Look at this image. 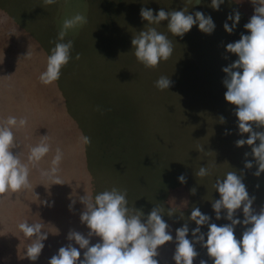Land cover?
I'll list each match as a JSON object with an SVG mask.
<instances>
[{
    "label": "rangeland",
    "instance_id": "374dc122",
    "mask_svg": "<svg viewBox=\"0 0 264 264\" xmlns=\"http://www.w3.org/2000/svg\"><path fill=\"white\" fill-rule=\"evenodd\" d=\"M210 5L211 0H56L52 5L44 0H0V122L8 116L27 119V127L13 129L18 145L13 152H20L22 161L26 162L28 146L39 143L41 136L47 135L51 145L49 154L31 171L30 188L0 196V264H48L60 247L70 243V230L87 236L89 230L80 221L84 205L79 198L113 187L126 190L129 207L145 215L156 205L165 209L162 218L170 226L173 241L158 249L159 264H175L177 228L187 223V238L192 239L197 225L188 218L193 207L211 217L210 223H230L216 220L212 209V202L220 198L213 185L227 172L243 173L249 196H255L252 207L260 211L264 173L254 175L257 166L251 146H236L248 134H239L236 106L224 98L226 74L222 71L238 59L226 51V45L238 41L241 34H250L244 25L254 7L251 0H224L219 10ZM142 7L152 9L154 15L161 8H185L188 14L200 11L212 18L215 28L206 34L197 24L181 38L168 32L167 21L150 25L168 36L174 51L157 68L146 69L136 60L131 44L148 26L140 16ZM237 11L240 20L228 33L224 24L231 27L233 21L227 18ZM76 13L84 14L87 24L65 37V42L73 41L71 59L61 69L63 76L45 86L38 77L46 70L63 20ZM117 49V67L109 68ZM106 57L108 68L105 62L92 63V58ZM162 75L173 82L168 90L155 87ZM83 136L90 137L91 143L85 144ZM200 147L205 151H199ZM56 148L63 152L56 174L63 184H53L54 179L40 174V169L51 167ZM246 160L253 163L251 169L245 168ZM200 166L210 167L211 175L196 177ZM182 174L183 184L178 180ZM235 218L243 220L242 209ZM24 221L42 223V231L48 232L36 261L24 256L31 242L18 228ZM200 227L202 233L208 232L207 225ZM243 231L244 226H236L237 240ZM97 242L99 238L93 237L90 246ZM195 248L199 255L194 264L201 259L212 264L205 248L198 243ZM80 251L83 259L85 250Z\"/></svg>",
    "mask_w": 264,
    "mask_h": 264
},
{
    "label": "clouds",
    "instance_id": "9594fccd",
    "mask_svg": "<svg viewBox=\"0 0 264 264\" xmlns=\"http://www.w3.org/2000/svg\"><path fill=\"white\" fill-rule=\"evenodd\" d=\"M56 0H44L45 5L55 4ZM224 0H211V7L219 10ZM254 14L244 28L250 34H241L238 41L228 43L226 51L235 54L238 59L224 67L226 74L223 85L227 91L225 100L235 105V116L239 134H248L247 139L236 141L237 147L245 144L251 146V155L254 157L257 170L254 173L259 177L264 173V0H251ZM142 20L147 21L138 35L132 38L131 44L134 56L138 63L146 69H155L161 61H167L173 54V42L164 33L150 25H160L167 21L168 32L173 36L181 37L198 24L200 31L211 34L215 24L210 16L196 11L188 14L185 8L182 10L165 11L161 8L155 15L152 9L142 7L140 10ZM228 20L233 21L230 27L227 22L224 29L232 33L240 20V13L229 15ZM87 24V17L82 13L65 18L60 26L57 41L47 57L46 70L38 79L41 84L47 86L58 81L61 69L71 59L73 41L65 37L70 31L76 30ZM80 56L77 54L76 59ZM173 82L170 77L160 76L155 81V87L159 90H168ZM221 121L224 122L223 117ZM26 118L17 119L8 116L0 122V196L9 192L22 193L31 187L30 174L33 168H37L40 162L51 151L48 136H41L39 143L28 146L26 162L22 161L21 153H14L18 148L13 129L27 127ZM225 134H229L226 130ZM85 144H90V137L83 136ZM259 141V144H256ZM199 151H205L200 147ZM249 153H245L247 157ZM63 159V152L56 148L49 169H40L42 177L54 179L53 184H63L56 175ZM253 163L245 162V168L251 169ZM211 175V168L200 166L195 172L196 177L204 178ZM243 173L229 171L223 178H217L213 187L219 193L220 198L212 202L216 220L226 219L228 224L218 226L210 223L211 217L202 214L198 207H193L188 218L194 221L197 227L192 230V239H188L189 227L185 223L175 230V252L172 257L175 264H194V259L199 253L195 245L198 243L207 250V256L212 264H264V206L258 213L253 209L255 196L250 197L246 185L242 182ZM178 180L186 183V177L182 174ZM259 185H257V188ZM195 194L196 189L193 188ZM84 208L80 214V221L88 228L87 236L70 230L66 246L58 249L48 264H159L158 249L167 242L173 241L170 226L162 218L165 209L159 205L153 207L151 212L145 215L134 206L129 207L127 191L116 187L95 194L94 197L84 195L79 198ZM75 201H73V204ZM72 205H70L71 209ZM242 209L243 220L235 218L237 210ZM222 211L226 213L222 217ZM173 210L168 209L167 216L171 217ZM208 226V232L202 233L200 226ZM237 225L244 226L242 239L237 240L234 231ZM20 232L25 238L30 239L24 256L31 261L38 260L43 248V241L48 238V232L42 231L44 224L29 223L24 221L18 224ZM206 236V239H205ZM93 237H98L99 242L90 246ZM75 242L79 248L71 243ZM81 249H84L81 259ZM200 264H208L204 259Z\"/></svg>",
    "mask_w": 264,
    "mask_h": 264
},
{
    "label": "crops",
    "instance_id": "0c3cea01",
    "mask_svg": "<svg viewBox=\"0 0 264 264\" xmlns=\"http://www.w3.org/2000/svg\"><path fill=\"white\" fill-rule=\"evenodd\" d=\"M95 35L100 38V36L98 34H95ZM119 53H120V50L117 49V50H115L114 55L110 57V61H111L110 65H111V67H109V68H116L117 67ZM113 60L115 61V64L112 63ZM104 62L106 63V66L108 68V65H109V58L108 57H106V59H94V58H92V63L93 64H96V63L102 64ZM73 72L75 73V71H73ZM121 73H123V71H121ZM62 76H63V72L61 73L60 77H62ZM72 80H74V78H72Z\"/></svg>",
    "mask_w": 264,
    "mask_h": 264
}]
</instances>
